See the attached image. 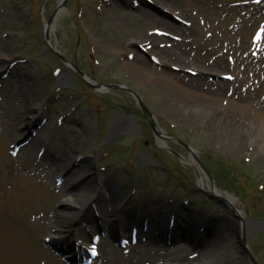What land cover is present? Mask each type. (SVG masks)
Here are the masks:
<instances>
[{"label":"rangeland","instance_id":"rangeland-1","mask_svg":"<svg viewBox=\"0 0 264 264\" xmlns=\"http://www.w3.org/2000/svg\"><path fill=\"white\" fill-rule=\"evenodd\" d=\"M60 1L0 0V264H65L48 244L73 257L70 254L73 245L69 244L73 239L67 234L71 225H74L75 238L89 242L91 235L85 226L89 223L68 225L61 218L69 211L66 198L71 197L70 202H73L77 187L82 188L85 179L93 186L89 192L101 185L106 195L115 193L123 201V217L136 219L135 214L131 217L133 210L148 218L158 212L168 218L175 215L174 229L180 236L186 230L182 226L184 220H180L188 213L186 210L204 213L211 219L200 226L203 231L182 243L178 239L166 245L164 235L162 244L156 246L155 255L154 246L144 243L127 245L122 250L116 247L110 240L111 234L114 238L119 235V222L114 221L109 226L110 235L104 231L105 238L99 239L98 256L92 264H151L155 261L159 264L161 259L157 254L163 255L167 248L174 252L187 249L185 253L190 254L192 262H201L206 257L207 247H211L208 241L217 236L210 231L215 226L213 221L219 223L228 219V224L236 223L233 209L224 202L205 197L209 195L196 185V171L188 165L189 160H193L200 176L203 172L180 143L163 140L165 146L172 147L182 158V167L177 159L171 158V153L159 152L150 126L139 116H133L137 115V108L130 93L92 91L71 66H64L51 52L43 35L45 24ZM121 1L68 0L52 24L54 28L49 36L61 48L60 55L94 82L122 85L136 92L161 128L190 146L196 158L213 170L216 186L236 197L234 209L247 212V242L259 264H264V155L255 151L254 146L228 154L213 137L210 127L217 126L219 119H223L216 107L218 102L219 106L229 105L233 100L232 91H222L215 96L198 89L199 85L196 89L194 86L184 88L180 85L181 77L184 75L194 81L200 78L199 71L187 66L183 72L179 70L182 65L177 67L178 62L161 55L165 50H175L179 56L196 49L204 59H217L230 66H234L236 59L249 60L264 71V32L260 39L253 36L256 29H264V0H172L171 8L161 0H124V4ZM195 8L210 13L212 18L197 17ZM145 12L151 17L144 19ZM162 23L176 29L171 30ZM213 27L227 30L228 39L212 36L209 30ZM234 30H239V39L234 37ZM145 34L154 40L155 48L151 42H141ZM237 40L245 42L239 47L233 46ZM136 54L154 73L157 70L158 75L166 74L164 79L141 77L126 67ZM59 77L64 79L61 84L57 82ZM203 79L210 83L235 80L234 71L230 69L206 73ZM258 80L254 81V86ZM180 87L196 91L203 101L209 96L215 104L205 101L211 108L186 120L182 113L192 100L179 98ZM248 87L238 94L247 91L253 100L252 94L257 91ZM258 87V97L251 102L253 106L264 99V74L260 75ZM128 117L136 127L140 124L139 129L129 126L116 132L114 127ZM39 118L45 123L34 129L32 126ZM140 136L143 137L138 140ZM263 136L264 130L261 131ZM153 141L156 144L153 145ZM75 158L85 165V176H72L66 186L62 176L67 180L72 175ZM150 162L152 165L148 167ZM137 166H142L144 173L139 175ZM72 184L76 187L73 192ZM112 186L114 189L108 192ZM102 211L97 224L93 225L95 234L103 229L102 219L110 223V216L105 209ZM138 222L139 231H149L147 226L142 230ZM57 227L64 239L57 238L47 244L46 239L49 240ZM150 232L152 237L158 233L155 227ZM224 236V243L215 245L222 249L225 264H250L243 255L239 236L236 238L237 231L233 238L227 233Z\"/></svg>","mask_w":264,"mask_h":264},{"label":"bare ground","instance_id":"bare-ground-1","mask_svg":"<svg viewBox=\"0 0 264 264\" xmlns=\"http://www.w3.org/2000/svg\"><path fill=\"white\" fill-rule=\"evenodd\" d=\"M172 0H161V2L163 3H167L168 7L171 8V2ZM122 4L125 3L124 0L121 1ZM197 6V5H196ZM199 7V6H197ZM198 9L197 10V17L204 19V15L206 17V19H210L212 18L210 15V13H203L202 10L200 8H195ZM201 13H200V12ZM61 13H58V15L56 16L55 20L56 21L58 19V16ZM143 14V13H142ZM144 19L151 17L150 14H148L147 12L144 13ZM205 20V19H204ZM211 22V21H210ZM164 26H166L167 28L169 27L171 30H175L176 28L169 26L168 24L162 23ZM245 25V23L242 24V28ZM54 27H52L53 29ZM213 35L217 36L219 39H223L226 38V40L228 39L229 35L227 36L228 32L225 29H215L214 27L212 29L209 30ZM234 37L238 38V32L239 30H234ZM142 43H144L145 41L151 42V44L153 45V48H155L154 46V40L151 39L149 37V35H144V37L141 39ZM233 41V40H232ZM231 41V42H232ZM245 41H243L244 43ZM141 43V44H142ZM242 42L237 40V42L234 41L233 46H240ZM242 43V44H243ZM241 44V45H242ZM51 46L57 50V51H61V48L59 46L56 45V43L54 44L53 41H51ZM180 48V47H179ZM193 52H187L184 51V53L181 55H177L175 54V50L173 51L171 49L170 50H165L161 52V55L163 57H168L167 59H171V61L174 62H178L179 65H177V67L181 66L182 68H179V70L185 72V70H182L183 68H193L194 70L196 69L197 71H199V73H197V76H199V79H196L194 81L189 80L187 78H185L186 76H182L180 81L181 84L183 85L184 88L186 87H190L192 88V86H194L193 88L196 89V85H199V87H197L198 89H202L204 91H208L210 93H212L213 95H221L222 91H232L230 94V97L233 99L229 105H227L226 107L223 106H219L220 102H218V106L216 107L219 111V113L221 114L220 116L223 117V119H219L218 125L215 127H210V132L213 135V137L216 138V140H218L221 144V147L228 152V154L233 155V154H237L239 153V151H242L245 148H248L249 146H254L253 148L255 149V151H261L262 155H264V136L261 137V131L264 130V99L258 100L255 104L257 106H253L252 105V101L256 100V98L258 97L257 94L259 92V87H263V86H259L258 87V83L260 82V75L263 76L264 71H262L260 69V66L256 67L255 65H253L254 63L249 61V60H244L242 61L241 59H239V61L236 59V63H234V66H230L227 63L224 64V62H221L220 60L215 59L214 60H210L207 58H202L200 57V51L196 50V49H192ZM167 51V52H166ZM198 51V52H197ZM238 58V57H237ZM140 65H139V64ZM238 63H240L238 65ZM164 64V63H163ZM165 65L167 66V64L165 63ZM149 65L146 62H142L141 59L135 55L133 57V61L131 63H129V65H126V67H130L132 68L135 72H137L139 74V76L141 77H152V78H158L161 81L164 79V76L166 74L163 75H158V71L156 70L155 73L149 69L148 67ZM174 67V66H173ZM225 69H230L234 71V82L233 83H229L228 81L226 82H216V83H210L208 80H204L203 77L205 76L206 73L208 74H215V73H219V72H223L225 71ZM179 77V76H176ZM175 77V78H176ZM145 79V78H144ZM259 79V80H258ZM199 80V81H198ZM258 80L257 82V86H254V81ZM62 81H64L63 78L59 77L58 79V83H62ZM262 81V80H261ZM245 86H249L248 89H255L257 92L252 94L253 100L250 99L249 94L247 93V91L244 94H238L239 90L242 91L243 88H245ZM180 87V97L177 94V96L182 100V99H187V97H189L192 101L190 102V105H188L187 109H185V107L183 109H185L182 113L184 119L188 120V119H193L196 118L199 115V112L201 111V113L203 111H207L211 108V105L215 104L214 100L211 99L209 96L207 98V100L205 101H209V103L211 105H209L208 103H206L205 101H203L202 99H200L197 95H196V91H190L188 89H184ZM262 90H264L262 88ZM254 91V90H253ZM196 92V93H195ZM255 92V91H254ZM195 93V94H194ZM264 98V94L262 95ZM236 98V99H234ZM205 102V103H204ZM206 105V108H205ZM208 105V106H207ZM27 107V106H26ZM28 108V107H27ZM205 111V112H206ZM218 113V112H217ZM216 113V114H217ZM133 127L134 125L131 124V122H129L128 124L124 125V127ZM83 167V166H81ZM73 174H77V172H74ZM200 177V176H199ZM71 177H69V179L66 180V182L68 180H70ZM71 182V181H70ZM68 183V182H67ZM84 186L78 187L77 191H75L74 194V201L70 202L71 197L67 198V203H69L72 207H71V211H68V213H64L61 215L62 220L65 222V224H70L74 223V221L76 220H82V218H84V216H86V212L89 211L90 205L95 203L97 209L99 211L103 210V205L109 202H105L103 198H105L104 196L98 195L95 196L96 194H98V191L95 189L92 192H89L92 190L93 186L91 187V183L88 180H85L83 182ZM199 185L207 188L208 189V182L206 181V179L201 176L199 179ZM104 189V187L100 188V192H102V190ZM114 189V186L110 187L109 190L112 192V190ZM89 193V195H83L81 196L79 193ZM213 193L216 195H222L225 199H227L229 201V203L232 205L236 202V198L234 196H229L228 194H226L224 191L220 190L218 187L215 186V188L213 189ZM113 202L112 205H108L107 207L108 209V213H111L112 217H113V221H119V214L122 210L123 207V201H121L120 199H118L115 196V193L112 194L109 197V200ZM119 201V202H118ZM122 205V206H121ZM138 215V214H135ZM188 215H191V213H188ZM237 216V222L236 223H232V224H228L223 223V225H215L213 228L210 229V231H213L217 236H214L213 240L208 241V244H211L210 246L215 248L213 250V248L211 249V247H207V250L204 252V255L206 254V257L201 260V262H192V259L190 256V254L185 253V250L182 251H172V249L167 248L165 249L166 251L163 253V255L157 254L159 256V258L161 259V261L159 262V264H213L214 262H218L221 264L226 262L222 260V256H221V252L222 249L218 248L215 244H222L224 243V239L223 237L225 233H227V236L232 237L233 238V233H235L237 231V236L236 238H238V232L240 231L239 229H241V227L243 226H247V219H245L244 217H246L244 215L243 211H239L238 214H236ZM132 217V216H131ZM196 217L199 218V220L201 219V217L197 216ZM127 219V218H125ZM196 219V218H195ZM203 219H208L207 216H203ZM128 220V219H127ZM124 225L123 226H131L134 225V223H136L135 219L133 218V220H129L126 221L124 220ZM163 220H161L162 222ZM159 222V221H158ZM191 222L190 224L188 223L185 227L186 230L185 232H183V234L181 233V236L176 233L174 230H172L170 237H166L167 236V232L171 229H169V227L167 226V224L165 225L164 222L162 223H158L159 227H156L154 224V220L153 222L150 221L149 223V228H148V232H143V231H139V235L144 237L142 238L143 240H145V244L148 246H154L152 247L154 250L156 249V246H160L162 244V242L164 241V237H166L167 241H179L180 239L184 238L185 240H190L193 239L197 230V225L198 222L194 220V218H191ZM67 225V226H68ZM93 227V226H92ZM155 229L160 232L158 234H160V236H151V232L150 229ZM60 227L56 228L55 234L52 235V237L55 238V236L57 237H61V231ZM91 231V230H90ZM130 232V230H125ZM212 232V233H213ZM223 233V235L221 234V236H219L220 233ZM75 232L70 229V232H67L68 238H74L75 237ZM165 233L166 235L161 239L162 234ZM72 234H74V236L72 237ZM157 234V233H155ZM182 237V238H181ZM179 239V240H178ZM220 241V242H219ZM161 243V244H160ZM208 246V245H207ZM83 248V245L82 247ZM81 248H78V250H80ZM157 253V249L154 253V255ZM185 253V254H184ZM155 258V257H154ZM192 262V263H191ZM151 264H158V262H154ZM215 264V263H214Z\"/></svg>","mask_w":264,"mask_h":264},{"label":"water","instance_id":"water-1","mask_svg":"<svg viewBox=\"0 0 264 264\" xmlns=\"http://www.w3.org/2000/svg\"><path fill=\"white\" fill-rule=\"evenodd\" d=\"M67 0H64L63 3H65ZM52 21V19L50 20V22ZM141 107H142V111L144 113V115L147 117V119L150 121V123L154 126V123L153 121L151 120V115L149 114V112H147L145 109H144V106L141 104ZM254 263V262H253Z\"/></svg>","mask_w":264,"mask_h":264},{"label":"snow or ice","instance_id":"snow-or-ice-1","mask_svg":"<svg viewBox=\"0 0 264 264\" xmlns=\"http://www.w3.org/2000/svg\"><path fill=\"white\" fill-rule=\"evenodd\" d=\"M93 254H95V250L93 249Z\"/></svg>","mask_w":264,"mask_h":264}]
</instances>
